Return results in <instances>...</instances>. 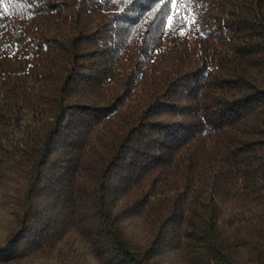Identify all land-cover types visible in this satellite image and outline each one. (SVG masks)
<instances>
[{
    "label": "trees",
    "instance_id": "trees-1",
    "mask_svg": "<svg viewBox=\"0 0 264 264\" xmlns=\"http://www.w3.org/2000/svg\"><path fill=\"white\" fill-rule=\"evenodd\" d=\"M0 264H264V0H0Z\"/></svg>",
    "mask_w": 264,
    "mask_h": 264
},
{
    "label": "rangeland",
    "instance_id": "rangeland-1",
    "mask_svg": "<svg viewBox=\"0 0 264 264\" xmlns=\"http://www.w3.org/2000/svg\"><path fill=\"white\" fill-rule=\"evenodd\" d=\"M8 215L5 212L0 211V236L4 233V228L7 224ZM35 264H45V261H36Z\"/></svg>",
    "mask_w": 264,
    "mask_h": 264
}]
</instances>
